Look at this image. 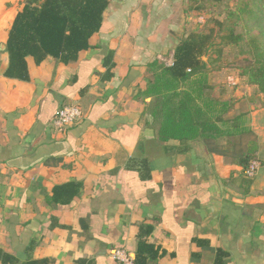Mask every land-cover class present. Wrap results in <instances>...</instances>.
I'll list each match as a JSON object with an SVG mask.
<instances>
[{
	"label": "crops",
	"instance_id": "0c3cea01",
	"mask_svg": "<svg viewBox=\"0 0 264 264\" xmlns=\"http://www.w3.org/2000/svg\"><path fill=\"white\" fill-rule=\"evenodd\" d=\"M21 1L0 0V51ZM179 1L109 0L98 48L29 61L26 81L4 77L0 54V250L17 264H117L109 253L135 254L145 225L151 264H264V109L247 114L260 162L247 196L223 183L240 168L198 142L158 141L146 113V65L171 46ZM65 104L81 118L55 131ZM68 182L81 186L70 205L47 202Z\"/></svg>",
	"mask_w": 264,
	"mask_h": 264
},
{
	"label": "trees",
	"instance_id": "16d2710c",
	"mask_svg": "<svg viewBox=\"0 0 264 264\" xmlns=\"http://www.w3.org/2000/svg\"><path fill=\"white\" fill-rule=\"evenodd\" d=\"M224 1L187 0L184 13L194 12L197 20ZM108 6L109 0H22L7 31L4 52L0 51L8 59L4 77L26 81L29 61L36 67L48 58L68 65L82 52L98 48L91 39L101 30ZM206 21L211 24L208 28L196 24L177 39L171 65L158 60L146 65L141 97L151 99L146 113L158 141L198 142L209 154L223 157L240 168L223 183L235 184L239 193L247 196L253 179L246 178L244 172L251 160L258 159V138L247 125V113L232 115L234 103L214 95L209 67L221 61L223 47L237 50L239 76L255 88L250 103L264 109V0H236L232 8L226 7L222 18ZM80 187L76 182L54 186L47 202L66 207ZM150 231L147 225L144 232L140 230L132 255L134 264L155 263L160 256L159 249L147 240ZM0 264L17 261L0 250ZM23 264H47V260ZM74 264L87 263L78 260Z\"/></svg>",
	"mask_w": 264,
	"mask_h": 264
},
{
	"label": "rangeland",
	"instance_id": "374dc122",
	"mask_svg": "<svg viewBox=\"0 0 264 264\" xmlns=\"http://www.w3.org/2000/svg\"><path fill=\"white\" fill-rule=\"evenodd\" d=\"M187 0H180L177 3V11L175 19L177 23L174 30V36H170L171 46L165 47L162 51L161 62L165 63L171 60L170 54L173 51L174 46L177 44V39L182 35H185L192 28L198 24L200 27L208 28L211 24L206 21L211 18H222L224 16L226 7L232 8L236 0H225L223 3L214 6L208 14V16H203V23H198L196 20L195 13L190 12L187 16L184 13ZM1 52H4L1 50ZM3 54V53H2ZM211 58H214V53L211 52ZM237 50L231 49L229 47H223V57L218 64L211 65L209 67V79L210 83L214 87V95L220 97L223 100H230L234 103V107L231 111L232 115L249 113L250 111L261 109L259 104L253 105L250 103V98L255 92V88L247 84L246 80L239 76L238 66L240 65L239 59L236 56ZM207 58L204 57L203 60ZM228 76H233L236 81L235 87H229L226 83ZM258 160V159H256ZM259 161V160H258Z\"/></svg>",
	"mask_w": 264,
	"mask_h": 264
},
{
	"label": "built area",
	"instance_id": "2783aa9c",
	"mask_svg": "<svg viewBox=\"0 0 264 264\" xmlns=\"http://www.w3.org/2000/svg\"><path fill=\"white\" fill-rule=\"evenodd\" d=\"M198 23H203L202 18H198ZM159 61H162L160 58H158ZM166 65H171L167 64ZM226 83L229 87H235L236 81L233 76H228L226 79ZM81 118V112L78 108V106L74 104H69L64 106L63 108L59 109L56 114L54 115L52 121H51V128L55 131H63L66 127L71 126L78 122ZM260 168V162L258 160H251L244 172V176L248 179H253L258 172ZM109 257L120 263V264H134L132 256L129 255L125 250L123 249H114L109 253Z\"/></svg>",
	"mask_w": 264,
	"mask_h": 264
},
{
	"label": "water",
	"instance_id": "95a60500",
	"mask_svg": "<svg viewBox=\"0 0 264 264\" xmlns=\"http://www.w3.org/2000/svg\"><path fill=\"white\" fill-rule=\"evenodd\" d=\"M4 50V46L1 47Z\"/></svg>",
	"mask_w": 264,
	"mask_h": 264
}]
</instances>
